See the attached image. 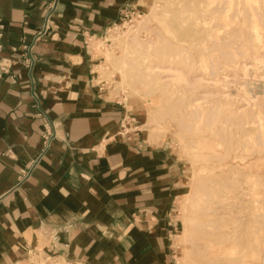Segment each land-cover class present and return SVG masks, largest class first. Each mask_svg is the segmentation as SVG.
<instances>
[{"label":"crops","instance_id":"1","mask_svg":"<svg viewBox=\"0 0 264 264\" xmlns=\"http://www.w3.org/2000/svg\"><path fill=\"white\" fill-rule=\"evenodd\" d=\"M145 3L0 0V264H174L177 178L94 72Z\"/></svg>","mask_w":264,"mask_h":264},{"label":"rangeland","instance_id":"2","mask_svg":"<svg viewBox=\"0 0 264 264\" xmlns=\"http://www.w3.org/2000/svg\"><path fill=\"white\" fill-rule=\"evenodd\" d=\"M263 29L264 0H146L97 44L96 80L129 110L121 132L161 151L177 178L174 264H264ZM129 30L140 48L125 40ZM145 49L168 85L123 65L124 54L138 59Z\"/></svg>","mask_w":264,"mask_h":264},{"label":"bare ground","instance_id":"3","mask_svg":"<svg viewBox=\"0 0 264 264\" xmlns=\"http://www.w3.org/2000/svg\"><path fill=\"white\" fill-rule=\"evenodd\" d=\"M222 3V2H221ZM221 3H220V5H221ZM221 9H219L218 11H220ZM237 12V11H236ZM196 13H198V12H196ZM210 13V12H209ZM218 13V12H217ZM259 13V12H258ZM237 14V13H236ZM209 15H211V14H209ZM220 15V13L218 14V16ZM244 15V14H243ZM259 17V16H258ZM262 17V16H261ZM243 18H245V17H243ZM219 20H220V18H218ZM217 19V20H218ZM231 19H232V17H231ZM203 20H205V19H203ZM202 20V21H203ZM198 21V20H197ZM202 21H199V22H202ZM263 21V20H262ZM204 22V21H203ZM248 22V21H247ZM261 22V21H260ZM229 23V22H228ZM245 23V22H244ZM216 24H221V23H216ZM142 25H144L143 23L142 24H139L138 26L140 27V26H142ZM232 25V24H231ZM238 26V25H237ZM220 27H222V26H220ZM220 27H218L219 29H221ZM241 27V26H240ZM176 28V27H175ZM179 29L180 28H182L183 29V27L181 26H179L178 27ZM238 28V27H237ZM243 28V27H242ZM242 28H240V29H242ZM188 29H190V28H188ZM203 29H204V27H203ZM218 29V30H219ZM202 30V29H201ZM237 30H239V29H237ZM236 30V31H237ZM264 30V29H263ZM179 31V30H178ZM241 31H244V30H239V31H237V34L235 33H233V32H231V31H229V32H231V33H233V36L235 35V36H238V33H240ZM247 31V30H246ZM181 32V31H180ZM196 32V31H195ZM199 32H200V30H199ZM199 32H197V33H199ZM178 33V32H177ZM202 34H203V32H201ZM200 33V34H201ZM184 33H182V35H183ZM188 34V33H187ZM186 34V35H187ZM199 35V34H198ZM226 36V35H225ZM230 36V35H229ZM241 36V35H240ZM239 36V37H240ZM246 35H244V37H245ZM125 37V40H131V44H130V46H132V47H135V48H140V46L142 45V42L140 41V39H139V35H138V33H136L135 32V30H129L127 33H126V36H124ZM201 37V36H200ZM210 37V36H209ZM220 37H223V36H220ZM220 37H218V39L220 38ZM232 37V36H231ZM262 37V36H261ZM224 38V37H223ZM222 38V39H223ZM225 38H229V37H225ZM236 38H238V37H236ZM197 39V38H196ZM199 39V38H198ZM214 39V38H213ZM227 39H225L226 41H227ZM240 39V38H239ZM247 39V38H246ZM252 40V39H251ZM221 41V40H220ZM238 41V40H237ZM240 41V40H239ZM217 42H218V40H217ZM218 44V43H217ZM213 45V44H212ZM259 45V44H258ZM211 46V45H210ZM99 47V46H98ZM213 47H214V45H213ZM147 48V47H146ZM254 48V47H253ZM217 49V48H216ZM219 49V48H218ZM255 50V49H254ZM145 53L144 54H141L140 56H138L137 58L138 59H136V58H134V57H132V58H129V59H127V54H124L123 56H122V58L123 59H125V61H123V65L126 67V66H129V65H133V66H136V65H141L142 67H139V69L140 70H142L144 73H145V75H144V78L146 79V80H148V81H150L152 78H154L155 80H158V83H159V85L160 86H166V85H168V81H166L165 79L164 80H162L164 77L163 76H165L164 75V71L166 70V67L165 66H163V65H158V64H156V65H152V63H148L149 61H148V51H149V49H145ZM185 51V50H184ZM207 51V50H206ZM217 52H218V50H216ZM215 51V52H216ZM223 51V50H222ZM236 51V50H235ZM171 52V49H169L168 50V54ZM202 52V51H201ZM204 52H205V50H204ZM214 52V51H213ZM236 52H239V53H241L240 51H236ZM245 52V51H244ZM163 55L164 57L166 56V53L165 52H161L160 53V55ZM235 54V53H234ZM242 54V53H241ZM139 55V54H138ZM180 55H181V53H180ZM196 56V55H195ZM232 56V55H231ZM235 56V55H234ZM168 57L170 58V59H168L169 61H171L172 59H173V57H174V55L172 54L171 55V53L168 55ZM197 57V56H196ZM263 58H264V56H262ZM142 59V61H141V59ZM176 58V57H175ZM179 58V57H178ZM182 58H183V56H182ZM181 59V58H180ZM187 59V58H186ZM211 60V59H210ZM187 61V60H186ZM217 60H215V62H216ZM261 61H262V59H261ZM212 62V61H211ZM237 63V62H236ZM264 63V62H263ZM211 64V63H210ZM235 64V63H234ZM238 64V63H237ZM192 65V64H191ZM259 65V64H258ZM235 66H236V64H235ZM244 66V65H243ZM264 66V65H263ZM262 66V67H263ZM132 67V66H131ZM131 67H129V68H131ZM247 68V67H246ZM138 69V68H137ZM165 69V70H164ZM167 69H170L171 70V68H167ZM216 69V68H215ZM220 69V68H219ZM263 69V68H262ZM212 70V69H211ZM247 70V69H246ZM245 70V71H246ZM139 72V71H138ZM170 73V72H169ZM244 73H246V72H244ZM243 73V74H244ZM126 73H124V75H125ZM243 76V75H242ZM217 77V76H216ZM245 77V76H244ZM243 77V78H244ZM264 77V76H263ZM126 78V76H122V78H121V80L122 81H124V79ZM200 78V77H199ZM202 78V77H201ZM196 80V79H195ZM210 81V80H209ZM187 82V81H186ZM197 82V81H196ZM199 82V81H198ZM253 82V81H252ZM247 83V82H246ZM155 84V83H154ZM194 84V83H193ZM129 85H130V83H129ZM244 85V84H243ZM243 85H242V87H243ZM262 85V84H261ZM264 85V84H263ZM240 86V85H239ZM245 86H246V84H245ZM250 86V85H249ZM262 88V87H261ZM240 89V88H239ZM244 89V88H243ZM256 89H258V88H256ZM263 91V90H262ZM247 92H248V97H250V96H252V94H255V93H253V90H252V88H250V89H248L247 90ZM252 93L251 95H250V93ZM261 91H258V93H260ZM206 93V92H205ZM242 92L240 91V94H241ZM256 93H257V91H256ZM218 94V93H217ZM219 94H221V93H219ZM242 94H244V93H242ZM245 94H247V93H245ZM203 95V94H202ZM205 95V94H204ZM203 95V96H204ZM210 95V94H209ZM215 95V94H214ZM250 95V96H249ZM258 95V94H257ZM257 95H254V96H257ZM261 95V94H260ZM260 95H258V96H260ZM224 96H225V94H224ZM262 96V95H261ZM205 97V96H204ZM203 97V98H204ZM245 97V96H244ZM252 98V97H251ZM257 98V97H256ZM236 99V98H235ZM196 101H198L197 99H195ZM240 101V100H239ZM244 102H245V99L243 100ZM249 101V100H248ZM212 102V101H211ZM247 102V101H246ZM248 103V102H247ZM253 103H254V101H253ZM253 103H251L252 104V106H253ZM246 105H248V104H246ZM254 105H256V104H254ZM237 111V110H236ZM193 113H196L197 114V111L195 110V112H193ZM244 114V113H243ZM252 116V115H251ZM200 117V116H199ZM247 119V118H246ZM252 120V119H251ZM250 120V121H251ZM263 124V123H262ZM242 127V126H241ZM261 132V131H260ZM260 132L258 133V134H260ZM263 133V132H262ZM257 134V135H258ZM256 135V137H259V135L257 136ZM244 136V135H243ZM263 136H264V134H263ZM255 137V138H256ZM230 139V138H229ZM259 139H260V137L259 138H257V140H258V142L260 143V141H259ZM251 146V145H250ZM256 149V148H255ZM209 150H211V149H209ZM213 151H214V149H213ZM207 199V198H206ZM187 201V200H186ZM187 214V213H186ZM185 215V214H184ZM186 216H188V215H186ZM187 231H188V229L186 228L185 229V231H184V234H183V236H185L186 237V235H187ZM232 249V248H231Z\"/></svg>","mask_w":264,"mask_h":264},{"label":"built area","instance_id":"4","mask_svg":"<svg viewBox=\"0 0 264 264\" xmlns=\"http://www.w3.org/2000/svg\"><path fill=\"white\" fill-rule=\"evenodd\" d=\"M3 29V24L1 22V18H0V33H1V30ZM3 70H5V67L2 68ZM49 124L46 125V128H45V131H44V140H45V145L46 147H48L52 141V138L54 136V133H53V130L51 126H48Z\"/></svg>","mask_w":264,"mask_h":264}]
</instances>
